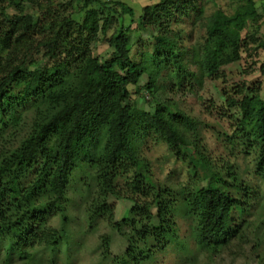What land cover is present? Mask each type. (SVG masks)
I'll return each mask as SVG.
<instances>
[{"label": "trees", "instance_id": "16d2710c", "mask_svg": "<svg viewBox=\"0 0 264 264\" xmlns=\"http://www.w3.org/2000/svg\"><path fill=\"white\" fill-rule=\"evenodd\" d=\"M74 2L82 11L81 20L75 17ZM0 4V137L22 115L31 118L16 146H0V233L8 239L9 252L24 258L35 245L51 248L55 256L60 244L69 250L67 185L74 172L88 168L97 182L88 219L107 221L123 237L126 247L115 257L118 264L147 263L155 251L180 246L179 214L195 218L193 239L208 261L221 250L246 254L242 244L258 251L263 238L245 231L250 226L245 214L258 197L255 187L240 181L231 165L213 164L199 134L189 132L191 117L160 97L165 90L162 81L171 83L167 92L185 84L191 91V80L201 87L204 77L217 79L221 68L239 61L242 52L264 51V35L258 37L255 30L241 35L263 17L254 0H237L232 13L217 8L206 17L199 0H161L144 6L138 22L152 35L154 48L140 61L131 54L132 24L124 23L125 15L133 17L134 10L123 0ZM188 13L203 31L189 48L196 70L184 60L188 48L182 53L175 35L161 30L167 17L179 22ZM110 30V57L102 60L93 54L94 44ZM258 70L264 76V60ZM146 72L148 81L140 86ZM130 86L152 111L137 105ZM235 93L240 98L227 99L240 113L232 137L245 153H253V172L264 180V98L258 88L246 84ZM149 136L165 143L176 159L187 161L193 179L177 187L154 180L142 155ZM190 155L205 166L198 180ZM111 197L130 202L125 217L114 218ZM56 215L59 227L50 225ZM109 239H99L105 251Z\"/></svg>", "mask_w": 264, "mask_h": 264}, {"label": "rangeland", "instance_id": "374dc122", "mask_svg": "<svg viewBox=\"0 0 264 264\" xmlns=\"http://www.w3.org/2000/svg\"><path fill=\"white\" fill-rule=\"evenodd\" d=\"M123 1L134 10L133 17L128 14L125 15L124 23L126 25L132 24L133 29L130 32L131 54L134 60L140 61L142 57H145V54L148 55L153 51L154 46L152 35L140 25L138 17L142 14L144 6L158 3L161 0ZM254 1L258 11L263 13L264 0ZM1 3L3 4V2ZM236 3L237 0H199V4L203 9V17L214 14L217 8L230 14L233 12ZM73 7L75 17L81 20L82 11L76 5V2L73 3ZM9 11H14V9L11 8ZM190 14L188 13L187 17H181L179 22H174V17L172 19L167 17L163 20L161 29L175 35V38L180 42L179 47H181L182 53L187 48L190 52L191 49L189 48L196 45L200 35L203 34L202 28L200 29L198 26L199 22L192 19ZM173 15H177V12H173ZM254 30L258 37L264 35V13L257 24L242 31L241 35L245 37L247 33L250 32L251 34ZM111 31H108L105 36H100L94 44L93 54L102 60L110 57L111 48L107 43V37ZM248 42L249 46L253 43L250 38ZM193 55V52H186L184 60L187 65L192 67V70H196L190 63L194 64ZM262 60H264L263 50L244 51L239 61L221 68V73L217 79L204 77L201 87L194 83L195 80H191V83H193V90L191 91L188 90L189 84H185L182 89L177 90L176 87L167 92L171 83L167 80H165L166 82L162 81L165 72L162 73V79L159 80L162 81L160 83L165 85V90H162L164 93H161L160 97L162 99L169 98L177 105L179 111L185 114H183L184 116L188 114L191 117L192 122L188 127L189 132L199 134V138L206 147L208 159L218 167L226 164L231 165V170L240 177V181L247 182V184L255 187V195L258 197L253 200L254 207L251 212H248V215L245 214L246 222L250 225L249 229L245 231L246 234H250V231L263 238L260 247H257L258 251L256 253L252 252L251 244L247 243L242 244L247 255H235L230 251L221 250L213 259L208 261L205 253L196 247L193 239L195 218L191 214L186 217L179 214L176 217V223L181 245L171 244L163 250L155 251L153 259L143 264H264V180L257 177L253 172V153H245L242 145H239L237 139L232 137L240 113L237 106L229 107L227 104L228 98H240L236 95L235 90L243 84L258 88L261 97L264 98V76L258 70ZM147 81L148 72L142 75L139 85L142 86ZM130 90L140 108L147 111L153 110L152 106L146 103L140 95L137 96L134 87L130 86ZM171 109L175 111V108ZM30 119V115H22L14 125H10L5 129L0 137V146H3V144L9 148L16 146L26 135L29 121L31 122ZM188 152L185 153L189 154ZM142 155L148 162L152 178L162 184L177 187L179 184H185L193 179L195 175L190 172L189 167L191 165L188 166L187 161L181 158L176 159L165 143L154 142L152 136L146 139ZM189 157L195 166V170L199 173V177L195 178V180H198L205 173V166L198 163L194 155ZM93 175L94 170L91 168H88L84 173L76 171L70 177L67 185L68 201L65 205L68 220L66 222L65 238H71L72 244L69 246V250L63 244H60L55 249L58 251L57 256H55L51 253V248L39 246L38 248L35 245L28 250V257L19 258L15 252H9L8 239L0 233V264H54L52 262L53 257L56 259L55 264H118L115 257L123 254L126 247L125 240L110 227L107 221L98 219L91 222L88 219L87 207L97 195V182ZM201 182L205 183V181ZM109 201L115 205V219L126 216L131 206L129 201L117 200L113 197ZM235 214L238 219L237 223H239L238 214L236 212ZM60 224L59 215L51 218V226L59 227ZM104 236L110 238L108 251L103 250L99 240Z\"/></svg>", "mask_w": 264, "mask_h": 264}]
</instances>
